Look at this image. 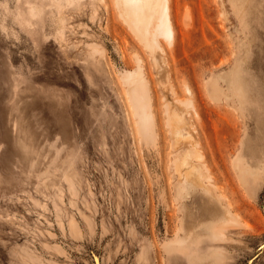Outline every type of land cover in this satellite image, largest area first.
I'll list each match as a JSON object with an SVG mask.
<instances>
[{
    "label": "rangeland",
    "instance_id": "obj_1",
    "mask_svg": "<svg viewBox=\"0 0 264 264\" xmlns=\"http://www.w3.org/2000/svg\"><path fill=\"white\" fill-rule=\"evenodd\" d=\"M167 7L154 52L118 0H0V264H264V0ZM194 146L231 213L167 250Z\"/></svg>",
    "mask_w": 264,
    "mask_h": 264
},
{
    "label": "bare ground",
    "instance_id": "obj_2",
    "mask_svg": "<svg viewBox=\"0 0 264 264\" xmlns=\"http://www.w3.org/2000/svg\"><path fill=\"white\" fill-rule=\"evenodd\" d=\"M118 6L123 10V16H125L127 22L139 38L151 47L154 52L161 51L157 35L164 34L169 36L171 33V21L169 19L167 0H118ZM133 81L135 86H138L141 78L137 76ZM132 90L134 89L132 88ZM171 123L175 124V132L186 136L191 142L195 141L196 137L191 129L192 126L185 119L175 115L171 117ZM194 158L201 159V154L195 146L181 154L177 159L176 168L180 178L179 194L183 198L188 197L190 191L185 189L190 182L201 186L203 191L209 195L207 202L211 203V206H206L205 209L209 210L212 216V222L210 224L197 223V216L190 203L186 201L181 206V212L178 216L179 236L167 244V250L177 249L181 246H191L194 238H197V230H202L201 228L203 226H206L211 231L210 239H217L220 236V231L224 228L223 223L231 213L229 209L221 206L219 201L214 198L212 195L213 186L211 176L208 170L204 168V165L194 161ZM175 215L177 216L176 213ZM73 223L72 226H74ZM96 264H101L99 259H96Z\"/></svg>",
    "mask_w": 264,
    "mask_h": 264
}]
</instances>
